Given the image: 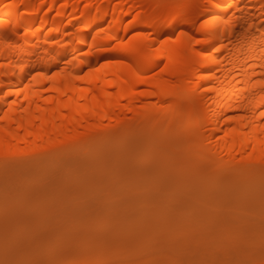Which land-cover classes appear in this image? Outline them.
I'll use <instances>...</instances> for the list:
<instances>
[{
  "label": "bare ground",
  "instance_id": "obj_1",
  "mask_svg": "<svg viewBox=\"0 0 264 264\" xmlns=\"http://www.w3.org/2000/svg\"><path fill=\"white\" fill-rule=\"evenodd\" d=\"M262 112L264 0H0V179L44 166L48 172L27 190L28 198L84 192L75 211L62 213L60 228L117 235L135 219L134 207L125 204L173 184L178 200L201 190L203 198L224 199L229 183L231 191L250 189L260 201ZM164 129L174 143L185 141L192 158L180 162L183 154L165 148L158 181L141 191L124 183L107 202L111 185L148 172L165 145ZM94 136L98 148L89 147ZM94 149L135 157L137 170L127 174L125 163L96 157L84 175L86 153ZM70 166L77 174L82 168V179L75 171L57 179ZM98 181L99 188L89 190ZM19 218L0 217V226ZM22 219L18 229L44 217ZM105 250H86L76 264L129 258ZM244 254L232 264H264V249ZM137 259L126 264H146Z\"/></svg>",
  "mask_w": 264,
  "mask_h": 264
},
{
  "label": "rangeland",
  "instance_id": "obj_2",
  "mask_svg": "<svg viewBox=\"0 0 264 264\" xmlns=\"http://www.w3.org/2000/svg\"><path fill=\"white\" fill-rule=\"evenodd\" d=\"M142 117L146 118V122L153 124L146 114ZM187 121L185 118L184 126H187ZM158 124L157 122L156 125ZM177 126L179 127L178 124ZM155 128L158 129V127ZM162 132L164 134L162 141L165 145L157 149L158 153L156 152L155 157L153 156L148 162V172L144 175L132 177L128 174L137 170L136 165L139 164V160L135 157L129 159L117 151L99 152L94 149L86 153L88 160L86 158V162H83L84 167L77 166L76 168H86L83 174L87 175L88 172L90 174L88 171L90 167L97 165L99 161V163L105 162L110 165L112 163L115 166H119L118 164L122 162L125 163L123 166L128 176L108 188L109 195L106 196V200L109 203L114 201L116 195L123 192L124 183L125 185L129 183V187L133 189L147 182H150L152 186L155 183L153 181L160 179L154 173L162 163L159 156L163 158L162 156L166 155L165 148H174L183 154L180 162L191 157L190 148L185 145L184 140L181 142L179 140L176 144L167 137L165 129ZM89 141L90 144L88 142L86 145L89 144L90 148L97 147L99 143L95 136L90 137ZM151 144H155L153 140ZM74 151V149L71 150L69 155L70 153L73 155ZM98 152L101 154L98 155ZM120 154L126 158L122 155L125 159H121ZM96 157L100 160L98 161ZM69 169H72L71 166L58 171L60 175H57V179L67 180L75 171L72 170L73 173H71ZM131 169H133L132 172ZM47 172L44 166H40L29 172L15 173L0 179V217L20 216V222L17 221V224L0 226V264H76L86 250L92 254V251L95 253L103 248L111 254L119 252L122 256H128L129 258L125 260L122 258L124 261L121 263L125 264L136 257L146 261V264L153 260H158V264H232L244 253L264 249V207H257L264 205V196L257 201L258 198L254 197L250 189L246 193L238 194L236 188L234 191L230 190L228 183V195L224 199L220 194L203 198L201 195L204 192L201 190L192 197L178 200L175 199L178 188L174 184L166 185L157 193H144L139 200L125 204L127 207L129 205L134 207L133 218L135 219L132 221L131 218L132 226L128 224L129 227L123 228L117 235L109 232L106 234L98 230L73 233L68 230V225L60 228L57 224L67 217L62 213L72 211V208L74 211L77 209L76 202L80 201L79 198L83 197L84 192L71 194V197L70 195L66 197L64 192H55L51 196L53 200H47L41 194L28 198L27 190L35 186ZM82 172L81 168L76 175ZM81 175L80 179H82ZM150 184H146L148 188H143L149 189ZM99 185L98 181L89 190H95L96 187L99 188ZM138 190L141 191L139 188ZM141 209L145 212V214L142 213L145 216H140ZM29 214L36 218L44 217V219L37 225H27L28 227L18 229L19 224L24 222L22 218ZM50 223L53 225L41 231L43 226H48ZM113 261L110 264H117L119 260L115 262L114 259Z\"/></svg>",
  "mask_w": 264,
  "mask_h": 264
},
{
  "label": "snow or ice",
  "instance_id": "obj_3",
  "mask_svg": "<svg viewBox=\"0 0 264 264\" xmlns=\"http://www.w3.org/2000/svg\"><path fill=\"white\" fill-rule=\"evenodd\" d=\"M261 115H264V112H262Z\"/></svg>",
  "mask_w": 264,
  "mask_h": 264
}]
</instances>
